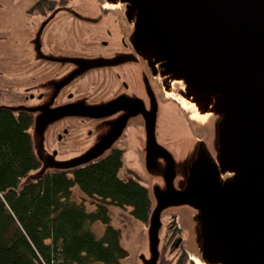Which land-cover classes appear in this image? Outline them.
I'll return each instance as SVG.
<instances>
[{"label":"rangeland","instance_id":"1","mask_svg":"<svg viewBox=\"0 0 264 264\" xmlns=\"http://www.w3.org/2000/svg\"><path fill=\"white\" fill-rule=\"evenodd\" d=\"M33 1L0 0V58L5 53L4 45L12 47L20 44L24 47L23 53L28 54L33 49L31 44L41 38L34 31L46 14L39 16L35 10L32 11ZM182 1L189 5L188 0ZM32 21L38 25L34 26ZM219 26L213 25L215 29ZM259 29L263 32L260 36L264 38V25ZM261 59L262 65L247 64V68L264 69V57ZM11 64L0 63V108L28 110L35 117L41 114L50 121L46 127L37 128L34 124L29 129L31 145L39 152L41 159L38 167L30 169L21 177L18 188L39 180L45 173L72 170L103 158L109 153L108 149L114 146L123 152L120 176L135 175L147 186L150 210L146 222L136 221L126 209H110L112 225L119 228L122 246L128 253L124 264H158L160 258L164 264H175L184 252L189 262L193 261L190 256H197L201 261L200 256H212L214 260L223 259L226 262L228 217H224L218 209L210 208L208 212L212 215L211 219L196 218V207L204 200H220L227 203L228 212L236 213L239 206L245 214H257L264 218V142H255L246 134L245 126L229 127L230 133L237 134V138H232L229 146L224 137H217L216 129L220 124L218 116L201 126V123L190 119L188 107L182 108L181 115L176 113L174 105L157 101L152 147L146 135L139 130L126 128L121 135H113L110 129L112 120L100 115H90L92 109L82 105L77 99L72 98L69 104L53 106L48 100L49 92L52 91L50 87L41 88L45 92L42 99L45 103L42 105L35 99L40 91L36 85L31 89L34 97L24 99L21 90L23 80L20 73L16 75L19 69ZM159 68L155 74H160L161 81L162 72ZM171 83V93L177 98L176 93L183 84L174 81ZM181 103L186 106L188 101L185 102L182 98ZM89 117H92V122L88 120ZM65 121L75 122L73 126L88 132L89 137L70 139L68 136L60 144L54 143L52 136L59 123ZM54 122L56 123L53 125ZM195 126L198 127L194 128ZM243 132L244 136L241 135ZM212 138H215L214 144ZM209 139H212L211 145L208 144ZM169 163L172 171L170 183ZM247 167L253 169L249 176L236 174L231 181L232 176L225 175L227 171L235 169L244 172ZM228 199L231 201L228 202ZM86 204L88 210H93V206L88 202ZM170 220L174 223L171 230H168L169 225L166 226V223ZM91 228L95 235L103 230L99 223ZM178 238H181V242L174 247Z\"/></svg>","mask_w":264,"mask_h":264},{"label":"water","instance_id":"2","mask_svg":"<svg viewBox=\"0 0 264 264\" xmlns=\"http://www.w3.org/2000/svg\"><path fill=\"white\" fill-rule=\"evenodd\" d=\"M134 1L140 9L137 29L148 34L145 55L149 56L153 64L154 74L159 67L162 72L161 81L160 74H156V77L163 86V94L166 95L163 83L167 73L152 52L155 46H159L164 61L181 74V79H171V82L183 84L176 94L179 95L186 83H190L198 92L211 95L208 117L201 126L218 116L220 124L216 129L217 137H224L228 144L232 138H237L235 132H229V127L236 128L237 125L245 126L246 134L255 142H264V69L247 68V64L262 65L264 38L260 36L263 32L259 27L264 25V0H188L189 5L182 0H160V6L154 0H132L133 5ZM169 5L171 7L168 8ZM215 24L220 26L215 29ZM104 62L89 60L88 65ZM174 107L177 114L183 115L176 105ZM156 115L150 116L144 128L146 139L152 147ZM34 123L37 128H43L50 121L39 114ZM123 127L113 128L112 134L120 135ZM212 139L208 140L209 145L212 141L215 143V138ZM33 151L38 160L41 159L34 147ZM244 172L235 169L227 171L225 175L232 176L233 181L236 174L249 176L253 169L247 167ZM171 176L169 163V183ZM226 206L227 203L220 200H204L195 211V217L199 220H205V217L211 219L212 215L208 212L210 208H216L224 217H228V249L227 254H224L227 256L226 262L223 259L214 260L212 256H200L202 261L196 257L204 264H264V218L257 214H245L239 206L236 213L228 212ZM180 241L178 239L174 247Z\"/></svg>","mask_w":264,"mask_h":264},{"label":"flooded vegetation","instance_id":"3","mask_svg":"<svg viewBox=\"0 0 264 264\" xmlns=\"http://www.w3.org/2000/svg\"><path fill=\"white\" fill-rule=\"evenodd\" d=\"M154 1L160 6V0ZM31 5L39 16L46 14L40 23L37 20L39 25L32 21L34 26L38 25L34 32L41 38L31 44L33 49L28 54L23 53L20 44L4 45L5 53L0 58L3 65L12 63L19 69L16 75L20 73L23 80L24 99L34 97L31 89L36 85L40 91L35 99L42 105L45 92L41 88L50 87L48 100L53 106L77 99L92 109L90 115L111 119V130L124 125L121 134L126 128L145 134L150 116L156 115L157 101L170 102L183 113L186 106L180 104L178 96L163 94L153 64L145 55L148 34L137 29V2L133 5L132 0H34ZM89 60L106 62L88 65ZM188 108L192 121L204 123L194 118L192 108ZM20 111L30 113L31 126L35 124L32 112ZM71 122L59 123L52 136L54 143L60 144L68 136L89 137L88 132Z\"/></svg>","mask_w":264,"mask_h":264},{"label":"trees","instance_id":"4","mask_svg":"<svg viewBox=\"0 0 264 264\" xmlns=\"http://www.w3.org/2000/svg\"><path fill=\"white\" fill-rule=\"evenodd\" d=\"M30 126V113L0 109V264H124L128 253L110 209H126L136 221L146 222L145 183L135 175L120 176L123 152L116 148L18 188L21 177L39 165ZM96 223L103 230L95 235L91 226ZM173 223H166L168 230ZM187 263L193 264L185 252L175 262ZM158 264H164L162 258Z\"/></svg>","mask_w":264,"mask_h":264},{"label":"bare ground","instance_id":"5","mask_svg":"<svg viewBox=\"0 0 264 264\" xmlns=\"http://www.w3.org/2000/svg\"><path fill=\"white\" fill-rule=\"evenodd\" d=\"M152 52L158 57V60L160 64L162 65L164 71L167 73L165 75V80H164V91L167 96H173L170 89H171V84L170 82L172 81L171 79H176L179 78L181 79V74L175 71L169 64L168 62L164 61L163 54L160 51L159 46L153 47ZM186 83V82H185ZM178 100L180 101V104L182 106H185L184 103H181V99L183 98V101H188V107L192 108V115L194 118L198 120H203L206 122L207 120V112L208 108L210 106V101L212 99L211 95H207L202 92H198L190 83H186V86L184 88V91L179 93L178 95ZM186 105V107H187ZM195 263L201 262L197 257H192L190 256Z\"/></svg>","mask_w":264,"mask_h":264}]
</instances>
